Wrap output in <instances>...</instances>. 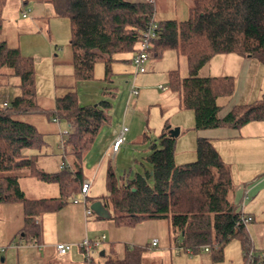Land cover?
I'll use <instances>...</instances> for the list:
<instances>
[{"label": "trees", "instance_id": "1", "mask_svg": "<svg viewBox=\"0 0 264 264\" xmlns=\"http://www.w3.org/2000/svg\"><path fill=\"white\" fill-rule=\"evenodd\" d=\"M6 1L0 0V33ZM48 1L56 17L69 21V64L75 82L92 80L99 63L104 65V80L109 78L115 57L137 51L140 36L154 15L153 1ZM168 51L187 62L188 76L181 78L178 70H172L168 72V82L169 89L178 95L179 108L193 112L196 131L223 127L239 130L251 122H264V99L236 105L219 117V99L232 96L234 78L199 75L217 55L246 56L264 65V0H193L187 20L158 21L150 59L161 58ZM4 68L11 69L18 79L19 93L6 108L0 106V204L22 205L24 227L20 238L38 243L42 229L36 217L61 211L79 193L84 180L83 159L103 125L110 121L107 112L111 103L81 106L76 93L67 90L55 96L51 109H45L36 99L33 59L22 56L19 48L1 42L0 72ZM37 113L52 118L54 123L62 120L67 124L63 144L66 155L73 158V170L64 161L57 172H46L41 166L44 136L34 125L20 119L22 115ZM167 132L166 129L158 143L149 146V154L144 157L149 171L130 173L120 183L112 168L107 169V195L102 204L114 225L134 227L147 220H164L173 240H180L179 249L192 254L204 252V248L222 253L227 243L237 240L242 264H264V252L253 253L242 214L228 199L233 189L229 169L212 143L199 137L195 161L177 165L176 139ZM29 177L57 184L59 197L29 200L18 184V179ZM143 259L141 248L125 247L120 257L111 249L104 264H143Z\"/></svg>", "mask_w": 264, "mask_h": 264}, {"label": "rangeland", "instance_id": "2", "mask_svg": "<svg viewBox=\"0 0 264 264\" xmlns=\"http://www.w3.org/2000/svg\"><path fill=\"white\" fill-rule=\"evenodd\" d=\"M154 3L158 21H185L193 0H155ZM22 11L28 12L26 18L21 16ZM3 19L0 43L5 42L11 48H19L22 56L33 59L36 99L42 108L51 109L55 95L60 96L67 90L76 93L77 102L81 106L96 105L100 101L111 103L107 112L110 121L103 125L82 162L83 179L90 182L87 200L84 203L83 197L78 193L67 201L61 212L37 216V221L42 219L44 242L48 239L69 243L73 246L72 256L81 262L83 256L78 254V247L82 238L87 236L88 239L95 240L105 235L106 240L101 247L92 250L94 264H104L111 249L121 256L125 247L141 248L143 264H152L156 260L157 264L159 260L162 264H242V250L237 240L227 243L222 253L219 249H209L207 252L192 254L178 248L180 240H173L167 221L147 220L134 227H117L102 204L107 195V169L112 168L120 183L130 177V173L144 174L149 171L150 165L144 161V157L149 154L150 144L158 143L160 135L168 128L179 129V135L175 138V164L195 161L200 131L194 129L193 112L179 108L178 95L169 89L168 82V72L172 70H178L181 78L188 76L185 58L168 51L161 58H151L149 70L145 74H134V67L122 61L130 60L132 54H120L111 63V74L106 80L104 65L99 63L95 66L92 80L75 82L69 64L70 24L67 18L55 16L49 1L7 0ZM199 75L234 78L232 96L219 99L221 116L236 105L264 99V65L255 59L236 54L217 55L203 66ZM17 84L18 79L11 69L4 68L0 72V106L19 93ZM132 85L138 91V95L133 97L130 96ZM159 86L167 89L162 91ZM20 119L34 125L45 136L48 141L45 146L47 153L57 155L58 160L63 153V148L58 143L60 135L68 131L67 124L61 120L57 125L52 118L38 113L22 115ZM122 126L127 127L128 132L125 133L120 151L113 153L112 142ZM218 130L238 135L236 140L220 139L219 145L215 147L223 157L232 186L235 187L246 181L253 166H264V162L259 159L264 152V122H251L239 130L227 127ZM246 142L253 144L255 151L248 148ZM64 155L67 156V161L64 160L66 166L73 170V158L66 153ZM43 165L41 164L46 172H53V164ZM73 198L79 201L77 205L72 203ZM94 204L99 205L97 209H93ZM250 207L257 209L258 213H264V190L251 199ZM85 208L90 211L87 222ZM256 219L258 222V218ZM23 227L24 215L20 203L0 204V246L6 248L0 255V259L4 257L5 261L0 264H41L44 253L38 251V244L20 238ZM152 238L157 239V247H150ZM56 244L58 242L54 243ZM102 250L106 257L100 256ZM253 253L257 254L255 249Z\"/></svg>", "mask_w": 264, "mask_h": 264}, {"label": "crops", "instance_id": "3", "mask_svg": "<svg viewBox=\"0 0 264 264\" xmlns=\"http://www.w3.org/2000/svg\"><path fill=\"white\" fill-rule=\"evenodd\" d=\"M154 1L155 0H153V2ZM23 2L25 3V1H23ZM24 3H23V5H24ZM154 11L156 13L155 3H154ZM125 60L126 59H124L122 61H125ZM129 64H131V62H129ZM54 91L56 94V87H55ZM6 102H9V101H6ZM226 114L221 116L219 113V117H224ZM56 124L58 125L59 123H56ZM58 129H60V128H58ZM199 137L205 138V139L209 140L211 143L214 142V143H212V145L214 144L213 146L215 148L217 145H219L220 139H225V140L235 139L238 137V135L221 133V132H219L218 129H214V130L200 131ZM64 138H65V135L62 136V134H61L58 146L63 148V151H62L63 153L60 154L61 156H59L60 158L58 160H56L57 155H53L52 152H51L52 155L48 154L46 151V148L44 150V156L40 159V164H44L43 166H49L48 163L53 164L55 166L54 167L55 169L54 168L52 169L53 172L59 171V166L61 164H63L62 162L64 160L67 161V156L64 155L65 154V149H64L65 147H64V145H62L64 143ZM44 140H45V143L47 146L48 141H46L45 136H44ZM114 140H113V142H114ZM246 143L248 144V142H246ZM247 144H245V148H247ZM249 147L255 151V149H254L255 147L253 144L249 143L248 148ZM119 151H120V148L116 153H118ZM246 153H248V150ZM246 153H245L246 156L252 157V156L247 155ZM69 157L71 158V156H69ZM61 159H63V160H61ZM222 159H223V157H222ZM259 159L261 160L260 162H264V152H263V155L261 154V157H259ZM251 171H249L250 173L247 174V176L245 175L246 181H244V183L238 184L235 187H233V190L228 195V199L230 202L233 203V205L236 206V211L240 212L244 216H249L252 218V222L246 224V229H247V232L249 234L253 249H255L257 254H258V253L264 252V213L263 214L258 213V210L255 209L254 207H250V205H251V199H253V197L254 198L257 197L264 190V166L263 167L260 165L253 166ZM18 184H19L21 191L24 193L26 198H28L29 200L53 199V198L59 197V188H58V185L55 183H44V182L39 181L35 178L29 177V178L18 179ZM89 191H90V189H89ZM88 195H89V193H88ZM88 195H87V197H88ZM75 205H77V204H75ZM84 213H85V211H84ZM258 216H260V217H258ZM256 218H258V222H256V220H257ZM86 222H87V216H86ZM38 223L41 226L42 235H41L40 241L38 243H35V244H38V248H39L38 251H40V252L43 251V253H44V256L41 260V264H86L85 259H84V254L79 247H78V254L80 256H83L81 262L76 260L74 258V256H72L73 255L72 254V251H73L72 245H71L72 249L67 254H65V255L57 254V252L55 250L54 243L55 242L67 243V242L55 241V240L49 241L48 239L45 240V242H44V240H43L44 230L42 227V219L40 221H38ZM85 237H87V236H85ZM85 237H83L82 240ZM152 239H155V238H152ZM81 241H80V243H81ZM67 244H69V243H67ZM0 247H2V246H0ZM47 247H49V248H47ZM45 248H47V250H45ZM102 251L105 254V251L104 250H102ZM148 253L150 254V252H148ZM78 254L76 252V255H78ZM116 256H118L117 253H116ZM155 256L157 257V255H155ZM118 257H120V256H118ZM146 258H148V257H146ZM4 261H5V258L1 257L0 263H3ZM157 262L158 261L156 260V262L155 263L153 262L152 264H157ZM93 264H94V260H93ZM158 264H162L160 262V260H159Z\"/></svg>", "mask_w": 264, "mask_h": 264}, {"label": "built area", "instance_id": "4", "mask_svg": "<svg viewBox=\"0 0 264 264\" xmlns=\"http://www.w3.org/2000/svg\"><path fill=\"white\" fill-rule=\"evenodd\" d=\"M145 2H152L153 0H144ZM28 15L27 11H23L22 17L26 18ZM158 30V20L156 19L155 13L151 17L146 29L143 31L142 35L140 36V41L138 45L137 51L132 55L131 58V65L134 67V74H145L149 70V62H150V48L152 41L156 38ZM159 89L162 91H165L167 88L159 86ZM138 95V91L134 88L132 85L130 88V96H136ZM8 106V102H3L2 107L6 108ZM57 122V121H55ZM128 132V128L125 126H122V129L116 135V138L114 142L112 143L111 149L113 153H116L120 146L124 143L125 140V133ZM63 135H66L67 132H63ZM64 145V144H62ZM63 147V146H62ZM64 165L61 164L60 168H62ZM90 189V182L87 180H84L81 184V188L79 191V194L83 197V201L85 203V199L89 193ZM73 204H78L79 201L75 198L72 199ZM85 215H90V211L85 209ZM242 222L246 225L250 222H252V218L249 216L242 215L241 217ZM106 240L105 235H102L100 239H88L85 237L81 243L79 244L80 249L82 250L84 254V259L86 264L93 263V256H92V250L101 247L102 243ZM158 244L157 239H152L150 242V247H156ZM72 249V246L70 244L65 243H58L55 245V250L57 254L59 255H65ZM6 248L0 247V254L4 253ZM204 252L208 251V248L203 249ZM188 252V251H187ZM190 253V252H189Z\"/></svg>", "mask_w": 264, "mask_h": 264}, {"label": "water", "instance_id": "5", "mask_svg": "<svg viewBox=\"0 0 264 264\" xmlns=\"http://www.w3.org/2000/svg\"><path fill=\"white\" fill-rule=\"evenodd\" d=\"M167 133H168V135L171 137V138H176L178 135H179V129L178 128H176V129H167ZM98 204H94L93 205V209H97L98 208ZM104 255V252L103 251H101L100 252V256H103ZM2 261V260H1Z\"/></svg>", "mask_w": 264, "mask_h": 264}]
</instances>
